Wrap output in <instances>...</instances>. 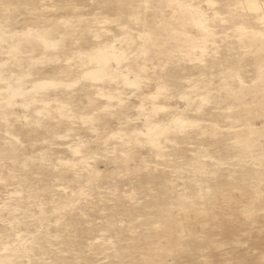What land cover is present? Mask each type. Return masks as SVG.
<instances>
[{"label":"rangeland","instance_id":"rangeland-1","mask_svg":"<svg viewBox=\"0 0 264 264\" xmlns=\"http://www.w3.org/2000/svg\"><path fill=\"white\" fill-rule=\"evenodd\" d=\"M151 1L148 6L144 0H0V33L6 32L7 39L4 46L23 48L20 60H13L0 48L11 84L17 85L16 77L28 72V82L23 84L27 91L45 74L77 79L79 83L73 87L43 88L37 98L57 97L70 104L74 114L86 111L96 115L94 124L84 123L61 116L55 101H31L26 95L15 97L16 102L0 112V247L2 240H8L17 250L3 251L0 264H132L131 257L156 251L157 241L167 258L152 264H184L181 261L189 258L174 249L176 242L167 244L166 235L177 238L187 221H206L209 213L222 207L225 217L232 218L228 214L233 211L231 206L242 203L248 186L259 183L264 202L261 87L245 90L239 102L246 103L233 109L226 108L231 99L220 102L214 96L206 103L199 99L192 102L186 109L189 116L203 120L198 126L187 125L185 131L172 128L167 134L170 140H163L165 149L142 142L146 137L136 133H130L129 143L110 136L111 129L122 125L118 116L123 113L133 118L126 120L127 131L145 128L140 105L150 108V100L185 107L187 103L179 97L181 90H192L195 95L212 87L220 90L221 66L239 69L247 78L252 76L248 71L256 72L252 55L243 57L241 49H230L238 47V37L231 23L214 17L206 0L198 1L213 16L217 30L223 31L217 44L208 45L212 49L220 44V54L205 64L168 59L166 56L184 43L173 36L180 13L174 12L168 0ZM255 15L247 8L238 10L236 17L260 25ZM183 25L198 32L190 23ZM33 28L45 31L49 39H60L58 47L30 36ZM142 30L163 36L155 44L144 42L139 37ZM227 32L232 36L222 40ZM144 36L150 38L149 34ZM112 41L127 52L121 70L116 71L117 61L111 56L103 67L112 76L85 78L84 69L99 64L91 62L89 55H97V49ZM256 42L264 44V37ZM143 46L150 50L144 51ZM159 58L162 66L154 67ZM261 59L263 65L264 56ZM145 65L146 71L141 70ZM257 68L261 72L259 65ZM63 70L69 72L67 76H62ZM136 73L164 76L172 83V97L162 94L148 99L143 92L154 90L158 79L143 78L138 85L128 84L126 77ZM196 80L198 88L186 89ZM99 88L114 91L126 101L95 94ZM199 103L202 109L197 112ZM139 113L141 116L134 118ZM172 116L171 108L153 113L154 119L169 120ZM83 155L88 156L86 161L81 159ZM257 159L262 162L254 164ZM80 188L84 189L83 197L73 198L74 190ZM64 204L68 206L59 210ZM240 218L244 220L245 215ZM21 237L26 242L20 241ZM258 249H264V239L250 247L252 253ZM202 250L200 257L206 258Z\"/></svg>","mask_w":264,"mask_h":264},{"label":"bare ground","instance_id":"bare-ground-1","mask_svg":"<svg viewBox=\"0 0 264 264\" xmlns=\"http://www.w3.org/2000/svg\"><path fill=\"white\" fill-rule=\"evenodd\" d=\"M208 5L214 10V17L219 19L222 23L229 22L231 23V28L234 34L238 37V47H230V49H241V55L249 56L252 55L256 61L255 71H248L252 73V76L247 78L243 76L239 69L234 70L231 67H222L218 75L221 78L220 90L212 87L207 92L194 94V91L190 90L186 92L181 90L179 97L187 103V106L181 107L176 106L172 107L164 103H157L154 100H150L152 106L146 108L144 105H140L144 113V124L145 128L132 127L130 131L124 128V125L127 123L126 120H133V118L125 113L118 116L122 120L121 126L111 129L109 131L110 136L115 141H121L123 143H129L132 141L130 133H136L142 136H145V141L139 140L140 142H150L155 144L158 149L167 148L166 145H163V140L167 141V134L174 127H178L181 131H185L187 125L198 126L199 122L203 118H194L189 116L186 109L192 107V102H195L197 99L201 103L208 102L212 96L217 98L220 102H225L228 99H231V102L226 108H237L244 103H240L239 100L245 97L244 91L254 87H261L264 89V64L261 65L259 60L264 56V44H258L256 38L264 37V0H206ZM169 6L172 7L174 12H179V23L173 25V35L178 41H184L177 45V49L171 51L166 57L168 59L176 58L178 62H190L192 64H205L209 58H215L220 54V44L216 45L210 49L208 42L217 44V36L223 31H218L216 23H213V16L208 12L207 7L200 3L198 0H168ZM152 4L151 0H144V4ZM138 7L141 6L139 3ZM222 7L223 10H220L219 7ZM251 9L256 14L254 19L260 25H254L252 22L245 20H238V10ZM184 22L190 23L194 28L198 29L197 33H193L186 26L183 25ZM226 32V30L224 31ZM6 32L2 31L0 33V48L2 52H6L11 56L13 60H20L21 54L23 53L22 46L11 45L4 46V43L7 41ZM28 34L34 36L37 40L42 41L47 46L58 47L60 44V39L54 41L49 39L45 31H40L38 29H30ZM139 37L144 40V42L151 41L156 43L158 37H162L163 33L160 32H150L147 33L146 30H142L139 33ZM145 34H149L150 38H145ZM228 36L222 38L226 40L230 38L232 34L227 32ZM212 36L211 38H209ZM117 39H120L117 36ZM14 41V39H12ZM144 51H149L150 48L143 46ZM212 50V51H211ZM160 50H158L159 52ZM85 53V52H84ZM97 55H89L91 62H99L98 65L86 67L84 69L85 78H92L95 80H104L110 76L112 73L107 71L103 65L106 63V60L109 57H113L116 61V71L121 70L120 64L127 58V52L116 48L114 42H110V45L101 47L97 49ZM160 56H164L162 52H159ZM158 55V56H159ZM168 61V60H167ZM162 58H159V61L154 64V67L162 66ZM218 63V62H216ZM257 65L260 66L261 72L257 69ZM6 63L0 59V112H4L9 106L13 105L15 97L19 95H26L31 101H40L47 102L55 101L57 103V110L60 112L61 116L76 117L77 119L82 120L84 123L92 122L94 124L96 120L95 113L79 111L74 114L71 110L70 104L60 100L57 97H47L50 99H39L37 94L43 88L51 87H73L79 83L77 79H65L50 77L51 74H45L39 76L34 80L31 89L26 90L23 84L28 82V74L20 75L16 77L18 82L17 85H12L10 82L11 75L8 76L5 69ZM146 66L141 67L143 71H146ZM130 71V69H129ZM236 72V74H235ZM69 73V72H68ZM66 70L62 71V76H67ZM129 76L128 73L125 74ZM113 77L112 79H114ZM125 81L130 85H138L139 81H142L143 78L148 79H158L156 82V87L150 92H143L148 99H157L160 95H167L172 97L171 87L172 83L166 79L164 76H157L152 78L149 75L135 74L133 77H126ZM191 78H188L190 81ZM237 80V83H235ZM198 80L187 88L196 89L198 88ZM223 90H226L224 93ZM7 93V94H5ZM95 94L110 98L112 100L118 99L121 103L125 102L126 99L124 96L117 94L114 91L99 88ZM90 97V94L86 96ZM199 103L195 106L196 111L199 112L202 109V104ZM172 110L173 116L169 119H154L153 113L157 110ZM42 113V110L38 111ZM93 112V111H92ZM50 113V112H47ZM134 117L138 119L141 115ZM9 117H3L6 119ZM92 128L95 130L92 126ZM164 137V139H163ZM81 136H79L78 143L81 150H84ZM88 158L87 155L82 156V160L86 161ZM261 163V159L254 161V164ZM67 165L69 162L66 161ZM86 167H89V164H85ZM249 187V186H248ZM245 188V193L242 196V203L239 205H232L233 211L228 213L232 218H226L227 213L224 211V207L216 213H209V218L206 221L201 220H189L184 224V228H181L180 233L177 238L173 236L166 235V243L172 244L174 242V249L180 250V256L188 257V260L181 261L184 264H264V249H258L255 252L250 251V247L253 244H259L260 241L264 239V202H261L262 199V189L260 184L257 183L255 186ZM84 189L80 188L78 192L74 190L73 198H82L84 195ZM185 198H191V196L186 195ZM68 204L61 205L59 210H64ZM244 220L240 216H244ZM177 230V228H176ZM20 241L26 242L24 237L20 238ZM3 246L0 247V254L5 250H11L13 253H17L16 249H12L13 245L11 241L2 240ZM156 251H149L145 254L133 256L130 258V263H145L152 264L154 261L166 259V254L163 252L164 247L160 244L159 241ZM201 245L203 247V252L205 253L206 258H201Z\"/></svg>","mask_w":264,"mask_h":264}]
</instances>
